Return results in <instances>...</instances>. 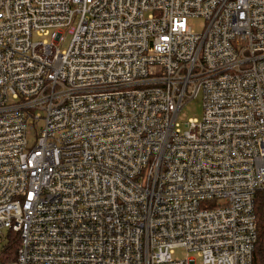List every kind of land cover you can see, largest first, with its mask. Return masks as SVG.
Instances as JSON below:
<instances>
[{
  "label": "built area",
  "instance_id": "2783aa9c",
  "mask_svg": "<svg viewBox=\"0 0 264 264\" xmlns=\"http://www.w3.org/2000/svg\"><path fill=\"white\" fill-rule=\"evenodd\" d=\"M257 202L264 0H0V264H254Z\"/></svg>",
  "mask_w": 264,
  "mask_h": 264
},
{
  "label": "trees",
  "instance_id": "16d2710c",
  "mask_svg": "<svg viewBox=\"0 0 264 264\" xmlns=\"http://www.w3.org/2000/svg\"><path fill=\"white\" fill-rule=\"evenodd\" d=\"M257 234L258 240L254 253V264H264V209L257 202ZM20 247V235L18 233H7L5 243L0 252V261L10 262L16 259Z\"/></svg>",
  "mask_w": 264,
  "mask_h": 264
},
{
  "label": "rangeland",
  "instance_id": "374dc122",
  "mask_svg": "<svg viewBox=\"0 0 264 264\" xmlns=\"http://www.w3.org/2000/svg\"><path fill=\"white\" fill-rule=\"evenodd\" d=\"M204 20L200 17L191 18L189 21V26L192 28V30L195 33H199L203 30ZM71 38L69 36L66 37V40L62 46L63 50H66L69 47ZM203 115V109H202V95H199L197 98L189 102L182 110L180 114V119L183 121H187L190 118H197L201 119ZM43 126V123H40V127ZM184 129V126H183ZM7 231H4V234L7 235ZM3 243L0 244V251L2 249ZM175 258H185L186 253L183 252L182 249H177L175 254ZM191 258H194L196 260V264H203L202 259L196 255L195 253H190L188 255Z\"/></svg>",
  "mask_w": 264,
  "mask_h": 264
}]
</instances>
